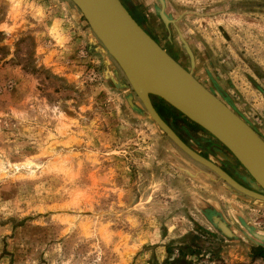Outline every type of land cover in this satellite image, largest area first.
Wrapping results in <instances>:
<instances>
[{
    "label": "rangeland",
    "instance_id": "obj_1",
    "mask_svg": "<svg viewBox=\"0 0 264 264\" xmlns=\"http://www.w3.org/2000/svg\"><path fill=\"white\" fill-rule=\"evenodd\" d=\"M133 1L172 59L185 53L178 33L196 46L264 141V0H163L169 41L149 0ZM149 100L181 142L211 137ZM215 211L234 238L205 220ZM254 234L264 204L173 144L69 0H0V264H178L187 252L189 264H264Z\"/></svg>",
    "mask_w": 264,
    "mask_h": 264
},
{
    "label": "water",
    "instance_id": "obj_2",
    "mask_svg": "<svg viewBox=\"0 0 264 264\" xmlns=\"http://www.w3.org/2000/svg\"><path fill=\"white\" fill-rule=\"evenodd\" d=\"M79 11L90 31L122 72L127 84L148 116L183 153L213 172L232 189L264 204V141L237 114L198 83L190 71L176 63L128 14L119 0H69ZM166 26L169 21L158 14ZM193 67L192 55L178 34ZM152 86L142 97L139 87ZM165 102L190 122L214 138L231 155L257 188L239 186L218 167L197 155L165 125L151 106L149 97ZM217 230L230 236L225 224L214 219ZM255 237L264 235L254 234Z\"/></svg>",
    "mask_w": 264,
    "mask_h": 264
},
{
    "label": "flooded vegetation",
    "instance_id": "obj_3",
    "mask_svg": "<svg viewBox=\"0 0 264 264\" xmlns=\"http://www.w3.org/2000/svg\"><path fill=\"white\" fill-rule=\"evenodd\" d=\"M128 0H119V2L121 3V5L126 9V11L128 12V14L131 16V18L140 26L142 27V29L156 42V40L153 38V36L151 35V32H149L146 27L143 25L142 21H141V17L140 16V12L137 9L136 4H134V1L132 0L131 2H127ZM130 1V0H129ZM140 5H142L143 7L146 6L144 4V2L139 1ZM161 3L162 5L164 4L163 0H149V4L147 6L148 8V13L149 16L152 17V19H148V23H152L153 24V16L156 17L161 25V28L164 32L165 39L167 41L169 35L171 34V26L173 25V20H171L169 14L165 11L163 12L164 16L171 22H169L166 26H164L163 22L159 19V11L161 8ZM165 5V4H164ZM164 7V6H163ZM147 16V15H145ZM171 24V25H170ZM172 27L175 28V26L173 25ZM175 30V29H174ZM178 32V31H177ZM179 34V33H178ZM181 35V34H180ZM157 43V42H156ZM159 45V44H158ZM160 46V45H159ZM188 49L190 51V53L192 54V61H193V71L196 70L197 66L199 65V68H201V73L198 74V76L196 77V74L192 73V76L194 77V79L200 83L206 90H208L210 93H212L217 99H219L223 104V96L221 94V92L218 91V87L214 84L213 80L211 79V77H209L207 75V73L204 71L203 67L200 65L201 63V54L199 53V50L196 48V46L192 43V45L190 44V46L187 44ZM184 50V49H183ZM184 52V51H183ZM166 53L170 56L169 52L166 51ZM172 57V56H171ZM182 59L181 61L174 59V61L176 63H178L184 70L186 71H190L191 70V65H190V60L188 58V56L186 55V53L181 55ZM227 106V105H226ZM153 108V107H152ZM157 114V113H156ZM166 125V124H165ZM171 130V129H170ZM172 131V130H171ZM173 132V131H172ZM174 133V132H173ZM192 136V135H190ZM188 135V137H190ZM178 138V137H177ZM179 139V138H178ZM180 140V139H179ZM181 141V140H180ZM183 143V142H182ZM190 144H188L187 142L183 143L185 145H187V147L189 149H191L193 152H195L197 155L201 156L202 158H204L207 161H211L210 163H212L213 165H215L216 167H218L221 171H223L228 177H230L235 183H237L239 186L251 190V191H255L251 188V183H253V181L244 173V171L240 168L237 167L236 164H234L232 162V157L231 155L226 151V149L224 147H222L221 145L217 144L215 141H213V139L211 137H201V136H195V137H190ZM204 145V146H203ZM211 156L215 159V160H211ZM256 193H259L261 195H264V193L259 192V191H255ZM213 216H215L214 218H216L217 220L223 222L225 224V226L229 229V233L230 236H226L224 234H221V236H224L227 239H231L234 238L233 232L230 230V225L225 222V220H223L218 211L213 212L212 214ZM203 216V215H202ZM212 216V217H213ZM204 217V216H203ZM205 218V217H204ZM205 220L207 222H209L210 224H212V226H214L215 228V222H210L208 221L206 218ZM251 233V232H250ZM257 247H262L261 243L257 244L256 246H253L250 248V251L254 250Z\"/></svg>",
    "mask_w": 264,
    "mask_h": 264
},
{
    "label": "trees",
    "instance_id": "obj_4",
    "mask_svg": "<svg viewBox=\"0 0 264 264\" xmlns=\"http://www.w3.org/2000/svg\"><path fill=\"white\" fill-rule=\"evenodd\" d=\"M252 253H255V257H260L264 260V255L262 254L263 252V248L262 247H257L255 248L254 250L251 251ZM190 256L192 255L191 252H187V253H182V258L180 260H174L173 263L175 262H178V264H189L190 262L187 261V260H184L186 256Z\"/></svg>",
    "mask_w": 264,
    "mask_h": 264
},
{
    "label": "bare ground",
    "instance_id": "obj_5",
    "mask_svg": "<svg viewBox=\"0 0 264 264\" xmlns=\"http://www.w3.org/2000/svg\"><path fill=\"white\" fill-rule=\"evenodd\" d=\"M192 55V54H191ZM139 90L141 91V94H142V97H144V98H146V93L148 92V91H152V92H158V90L156 89V88H154V87H152L151 85L149 86V87H146V88H142V87H139ZM208 91V90H207ZM212 94V93H211ZM213 95V94H212ZM251 187L253 188V189H255V188H257L256 186H255V184L254 183H251ZM261 202V201H260ZM215 216H213V217H211V220L213 221V219H215L214 218ZM228 234H229V229L227 228L226 230H225ZM260 240H262V242L264 241V237H260Z\"/></svg>",
    "mask_w": 264,
    "mask_h": 264
}]
</instances>
